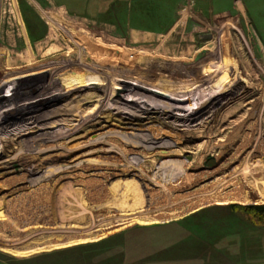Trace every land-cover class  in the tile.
Wrapping results in <instances>:
<instances>
[{"label": "rangeland", "instance_id": "1", "mask_svg": "<svg viewBox=\"0 0 264 264\" xmlns=\"http://www.w3.org/2000/svg\"><path fill=\"white\" fill-rule=\"evenodd\" d=\"M173 1L0 0V53L35 66L20 70L32 87L0 91V112L49 98L53 107L33 132L27 121L0 132V264H126L132 240L153 231L141 227L182 217L202 194L264 206V0ZM168 8L170 23L144 20L161 31L132 30L133 10ZM85 45L133 57L101 66L83 52L86 73L73 78L107 86L64 98L79 58L67 52ZM236 76L216 109L182 120L191 93Z\"/></svg>", "mask_w": 264, "mask_h": 264}, {"label": "crops", "instance_id": "2", "mask_svg": "<svg viewBox=\"0 0 264 264\" xmlns=\"http://www.w3.org/2000/svg\"><path fill=\"white\" fill-rule=\"evenodd\" d=\"M168 9L171 12L160 9L162 14L153 11L145 15L133 10L130 18H136V22L132 30L142 34L161 31L147 22L157 18L164 25V17L171 15L167 18L170 23L174 12ZM138 24L145 28H138ZM218 196L212 192L202 194L204 201L182 217L141 227L153 231L148 238L141 234L138 240H132L129 254L124 253L126 264H264V221L251 218V211L247 209L250 205L222 201ZM212 197L214 201L208 200Z\"/></svg>", "mask_w": 264, "mask_h": 264}, {"label": "bare ground", "instance_id": "3", "mask_svg": "<svg viewBox=\"0 0 264 264\" xmlns=\"http://www.w3.org/2000/svg\"><path fill=\"white\" fill-rule=\"evenodd\" d=\"M216 46H218V45H216ZM75 50H73V53H71L72 50L69 49L68 52H67L68 54L66 56V57H68V59H69V57L72 58V54H75V55L77 54L78 57H79L77 60L74 61L75 67H77V69L76 70L74 69L73 71L70 72L71 74H70L69 78L71 76H72L71 78L76 76L74 74L75 73H79L77 71H82V72L86 71V67H87L86 64H85L86 58L83 57L84 56L83 52H85L88 55V57L90 58V63H91V61L93 62V61L98 60V63L101 66H103L104 64H108V65L115 64L117 62L118 63L119 62L125 63V60H122L123 58L121 56H124L125 58L133 57L132 52H130V51H127V50L123 51L122 48L120 49V48H117V47H114V48H111V49H107V48H105V47H103L101 45H85L83 48L82 47L81 48L80 47H75ZM208 52H211V54H213V50L212 49H209ZM225 52L226 53L230 52L232 54V52L229 51L227 48L225 49ZM119 57H120V59H119ZM70 59H69V62L72 63L73 61L70 60ZM214 59L219 60V58H214ZM225 59H227L225 71H228L230 69L231 60H230L229 56H227ZM22 62H23V59H21V58H8V57L5 56L4 53L3 54L0 53V75L3 74L4 71L7 70L6 73L3 74V79L4 80L2 81V83H0V91L9 90V91H12V92L13 91L18 92V90H24L25 88H29V87L33 86V83H32L31 80H33L34 78H31L32 75L27 74L28 72L22 74L25 71L20 72V70L34 69L35 66H33L32 64H26L25 67H23L24 69L23 68H20V69L19 68L18 69L15 68V66H17L18 64H21ZM214 62H212L213 64H210L209 67H211L212 65H216V62L215 63ZM9 67H10V69H9ZM200 67H202V66H200ZM214 67H215V71H218V70H216V66H214ZM130 68L132 69L133 67H130ZM139 71H143L142 74L146 75V76H144L145 80L149 79V77H148L149 73H147V72H149L150 69L148 67L140 68ZM213 72L214 71L207 73V71L205 70L203 74L205 76H207V77L208 76L212 77V73ZM19 73H21V74H19ZM22 75H24V76H22ZM36 75H37L36 76V78H37L38 74H36ZM13 76H16L18 78H16V77L13 78ZM9 78H12V79H10V82L6 81ZM15 79H17V80L19 79V80L17 81ZM237 81L238 82L240 81L239 76H236V78H228V77H226L225 79H220V81L215 82L216 85H214V86L211 85L210 90L203 91V92H206V94H208V95L204 94L203 92L202 93H191L190 94V98H187L188 99L187 102H188V104L190 103L189 107H193V108H190V110L187 112L188 115H183V118H182L179 115H175V114L172 115L171 114V117L172 118H176L177 120L176 119H174V120L177 121V122L178 121L180 122L181 120H179V118H182V120L184 118H187V119L190 118V120L193 119V118L195 119V117H198L200 114H202L204 112V110H206L210 106H213V107L215 106V109H216V106H217L216 104H218L220 102V100H219L220 97L222 95H224L228 90L233 88L234 84ZM67 82L68 81L66 80L65 83H67ZM69 82H68L69 84L67 83L69 85V87L67 88L68 93H66V92L62 93V94H64L63 95L64 98L70 97L71 95H74V96L77 95L85 87H86V89L90 88V87H93V88H97V90H102L103 89L102 86H107L106 83L105 84L96 83V82L93 83V82L89 81L88 79L86 80L85 76H83L81 79L73 78V79L69 80ZM123 83H125V82L124 81L123 82H119V83L116 82L115 84H117L119 87L122 88V86H124ZM193 83H194V81H193ZM110 86H112V85H110ZM123 90H127V89L123 87ZM127 93H129V91ZM248 93L249 92H246V93H243L242 95L243 96L244 95L247 96ZM203 94H204L205 97L203 96ZM53 95H56V93L53 92L49 96H51V98H52ZM141 97H144V96H141ZM50 100H52V99L49 98V99H46V100H44L42 102L40 100L37 101V102L34 101V102H31L30 104H27L25 101H22V102L18 103L19 105H17V104L14 105L13 108H15L14 109L15 112L11 111L10 108H8L6 110H2L4 112H3V115H2V111L0 112V132L5 130L8 127V125L9 126L11 124L13 125V123L15 125H19V123L21 121H25V122L27 121L28 125H32L30 127H31V130H32L31 132H33V130L37 129V126L39 125V123H37V122L38 121L39 122L42 121V118L46 119V116H48V114H50V112H51L49 110L53 111V107L50 106V103H51ZM92 100L94 102L96 101L95 99H92ZM230 101H232V99ZM248 103L249 102H246V105H248ZM2 108H6V107L2 106V107H0V110ZM178 109L182 110V109H184V106L181 107V108H178ZM117 113H118V110H117ZM11 117L14 118V119L11 120L10 119ZM155 119H157V118H155ZM10 120H11V122H9ZM182 122L183 121H181L180 123H182ZM2 142H4V141L3 140L1 141L0 146H1ZM0 148H2V147H0ZM208 176H209L208 174H203V176H201V179L202 180L207 179ZM212 176H213V174H212ZM207 184H208L207 181H205L204 183L199 184L197 186H196V184L192 185V187L194 186V187H197V188H201V187H203V186H205ZM184 185H186V186L183 187L181 185H178V187H179L178 190H185L186 191L188 189V183H186ZM131 236H132L131 234H129V236H127V241L131 240ZM117 241L120 244H122V235H118V236L115 237L114 242L116 243Z\"/></svg>", "mask_w": 264, "mask_h": 264}, {"label": "trees", "instance_id": "4", "mask_svg": "<svg viewBox=\"0 0 264 264\" xmlns=\"http://www.w3.org/2000/svg\"><path fill=\"white\" fill-rule=\"evenodd\" d=\"M251 212H254L255 218L264 221V206H251L247 208Z\"/></svg>", "mask_w": 264, "mask_h": 264}]
</instances>
